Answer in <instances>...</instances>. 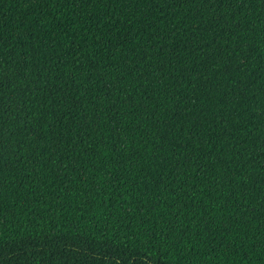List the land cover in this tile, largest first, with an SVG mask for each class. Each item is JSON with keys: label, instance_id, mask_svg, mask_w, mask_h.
Returning <instances> with one entry per match:
<instances>
[{"label": "trees", "instance_id": "1", "mask_svg": "<svg viewBox=\"0 0 264 264\" xmlns=\"http://www.w3.org/2000/svg\"><path fill=\"white\" fill-rule=\"evenodd\" d=\"M264 264V0H0V264Z\"/></svg>", "mask_w": 264, "mask_h": 264}, {"label": "snow or ice", "instance_id": "2", "mask_svg": "<svg viewBox=\"0 0 264 264\" xmlns=\"http://www.w3.org/2000/svg\"><path fill=\"white\" fill-rule=\"evenodd\" d=\"M101 264H103V262H101Z\"/></svg>", "mask_w": 264, "mask_h": 264}]
</instances>
